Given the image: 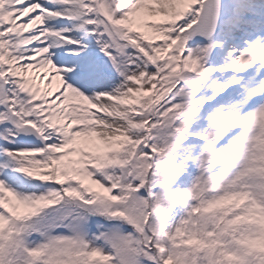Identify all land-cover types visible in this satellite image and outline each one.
I'll return each mask as SVG.
<instances>
[{"label": "snow or ice", "instance_id": "obj_1", "mask_svg": "<svg viewBox=\"0 0 264 264\" xmlns=\"http://www.w3.org/2000/svg\"><path fill=\"white\" fill-rule=\"evenodd\" d=\"M0 264H264V0H0Z\"/></svg>", "mask_w": 264, "mask_h": 264}]
</instances>
